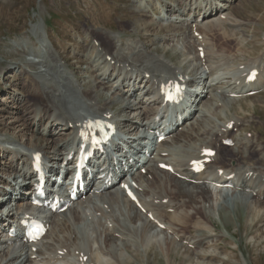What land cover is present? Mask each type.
<instances>
[{
	"label": "bare ground",
	"instance_id": "1",
	"mask_svg": "<svg viewBox=\"0 0 264 264\" xmlns=\"http://www.w3.org/2000/svg\"><path fill=\"white\" fill-rule=\"evenodd\" d=\"M239 2L240 0H131V14H137L139 18L134 19L131 30L135 32L138 39V35H140L145 41L144 44L141 42L142 46H140L142 53H145L143 54L144 57H148L151 54H162L173 62L175 59L179 60L182 58L184 60L185 55L196 51V56L193 57L192 61L186 62L184 60L182 65L181 63L176 64L178 71L176 73L174 72L170 79H164L161 76L153 79L152 76L147 75L153 71H139V68L135 66L125 65V62H120L117 59L121 55L112 54L113 43H111L112 40L110 37L96 30L85 29L83 33L87 40L83 41L84 53L82 56L84 61L87 62V66L82 73V77L77 79V85H81L86 80H88V84H92L88 90L84 89L82 91V95L92 104L93 113L115 124L119 131L125 133L128 137L123 142L128 143L132 138L139 139L143 131L148 129L150 125H157L155 119L160 117L159 105L162 103L161 98L157 96L160 84L164 85L169 80L179 81V78H181V82L186 80L187 83H194L195 80L201 79L202 75L209 77L213 66H217L231 58H236V54L234 53L245 50L242 43L235 38L237 35L236 31L237 33L242 31L240 29L241 26L226 23V20L225 22L209 21L212 17L216 15L220 16L225 12H229L232 15V6ZM200 15H203V20L198 24L196 20ZM119 28L123 29L124 27L119 26ZM154 32H166V35L157 36ZM149 36L152 37L150 38ZM204 36L206 37L204 38ZM210 36L211 41H209V44L208 41L206 43V39L210 40ZM139 41L141 40L139 39ZM179 42H181V50L177 54H171L167 50L157 51L160 46H172L173 48V45ZM212 42L213 46L211 47ZM107 43L108 45H106ZM233 47H237L234 53L232 51ZM199 48L202 49L199 50ZM200 53H204L203 59H200ZM52 57L55 62V65L52 66L53 70L62 68V66L70 68V65H67L68 62H64L59 54ZM261 60L263 59L260 58V62ZM61 62L62 64H60ZM193 63L199 67L193 65ZM31 64L33 66L39 65L46 69L45 64L47 62L44 65L43 62ZM201 68L204 70L203 73H199ZM252 69H255L258 73L257 80L254 83H243L245 79L243 77L242 82L231 83L226 89L209 84L205 91L203 90L200 93L197 103L194 105L191 104L192 107H190V116L193 117L192 113L197 112L200 113V117L203 120L201 119L198 123L195 122V127L192 126L190 130L180 131L178 137L176 135L172 140L174 145L180 144L186 148L189 144L195 146L199 144L200 139L205 135L206 137L209 135L214 136L212 141L206 142L204 145L216 152L212 162L206 168H215V172L217 170L225 171L228 176L235 173L234 178L227 179L232 183L231 193L229 194L228 188L225 189V195L219 206L221 211L226 212L225 217L227 220H231L229 214L238 212L239 207L246 206L250 200L254 201V204H261V198L264 199V191L262 190L264 185V147L256 144L255 139L244 141L242 139L235 140L231 137V132L234 129L241 130L242 126L250 122L247 119H228L222 124V127L219 126L220 130L219 133L216 132V135L212 134L214 133L212 132V126H207L204 120L207 114L216 117L217 113L215 112H218L217 110L220 111L223 109L225 111V106L234 104L238 100L236 99L237 97L243 98L242 96L250 92L264 94V61L261 62L258 68L252 67ZM9 70L10 74H7L5 77L8 81L7 84L4 83L5 87L3 92L11 95V100L8 102L13 105L9 110L4 111L8 116H2V118H5L4 120L6 122L4 124L6 129H12L14 133L17 131L20 134L19 136L22 137L21 139H25L27 153L18 150L13 152L8 148L0 147V202L7 195V192L2 188L14 185L20 193V204L14 203V209L18 210L21 206L27 204L24 199L25 193L23 194V188L28 190L31 188V184L29 185L26 182V178L31 177L30 171L25 175L20 173V169H29L35 154L44 157L47 163L60 164L73 147L76 135L75 131L78 128V122L81 116L74 118L62 111L61 105L63 103H61V99L64 97V93L59 91L57 88L58 83L54 79H49L50 83L45 85L19 66ZM4 72L5 70L0 68V75ZM240 73L238 72V74ZM41 74L42 72H40ZM42 75L44 76L45 74ZM73 76H75L74 72ZM187 77L190 79H187ZM81 78H83L81 80L82 82L79 81ZM114 81H116L115 85L113 83ZM139 88H142V91ZM24 90L33 93L30 95L31 100L24 99L26 97ZM108 93H110V96ZM140 96L146 97L144 103L141 102ZM247 98L249 99L250 97ZM220 102L226 105L224 106ZM143 105H146V107ZM150 105L156 107L153 108ZM19 107L24 110H21ZM116 107L118 108L116 109L117 111L114 113L111 111L113 113L111 114L110 110H114L113 108ZM130 115H133L137 121H134ZM141 119L145 120V122H140L139 120ZM118 120H120V123H118ZM223 121L221 120L220 122ZM44 122L45 124L39 131V125ZM230 123H232V126L229 128ZM179 130V127H177L175 133ZM49 140L50 145L47 142ZM227 141L232 142V149L223 146ZM166 143V140L160 143L156 148L155 156L148 160L143 167L145 174H139L137 177L139 180H142V184L138 185L141 188V193L137 192V189L135 190L137 192L136 194L134 193L135 200H129L122 195L123 191H120V189L124 186V183H121L111 190L101 192L98 195H94L95 193H92L90 190L86 192V198L83 203L86 204L89 211L95 216H98V221H100L103 228L107 223L112 225L110 230L107 228L104 229L105 246L109 254L110 252L111 254L113 253L110 251L112 245H116L118 242L125 243L128 240L127 238L130 237L132 231L130 232V228L125 223H134L137 218L144 217L147 222L145 231L140 236L144 245H147L150 241V237L146 233L147 230L156 228L159 224H165L164 218H166L165 214H169L168 211L171 214L173 213V216L171 215L167 219L170 222H174V225L179 227L178 230L181 228L183 231H187V228L196 221L197 217L200 220L198 219L199 221L195 225H205V222L203 223L205 219H203L200 210L195 209L192 215L187 214L185 211L186 209H193L192 204L195 203L194 196H199L204 202L208 199L207 191L201 181L203 176L192 174L191 167L189 166L190 161L194 157L197 156L199 159L203 158L201 156L203 149L201 148L202 150L197 153L187 154L181 160L172 152L166 156L162 155L163 152H168ZM229 149L231 150L229 151ZM226 151L230 153L228 158L224 156L220 158V154L222 152L226 153ZM172 162L176 163V165ZM161 164L171 166L174 175L162 170L160 167ZM162 177H164V183L162 182ZM10 179L11 184L9 182ZM219 180H224V177ZM18 181L22 182V188L18 186ZM133 181L136 182L134 179ZM226 182V180L223 181L224 184ZM234 190L237 191L236 194ZM163 191H165L166 198L163 201H158V207L162 209H159L158 212L146 209L142 213L138 207L140 205L143 208L140 196L147 195L153 197L154 200H158L159 198H163ZM136 202H138V205ZM163 202L165 203L163 204ZM125 203L134 212L132 217H130L131 215L128 217L125 216L123 212V205ZM1 206L3 204H0ZM180 211L181 213H179ZM73 216L74 220L77 221L75 212ZM17 217V212L11 211V216L8 219L14 221L18 219ZM262 221H264V215L260 219V222ZM70 222H68L66 214L53 216L46 221L48 225L53 223L60 224L63 227V232L70 237L73 235L75 238L74 231L68 224ZM3 223L4 218L0 216V235L5 226ZM198 235L200 236V240L194 243V250L200 247L204 240L211 238L205 230H198ZM183 240L184 238L181 237V241ZM33 254L35 253H32L31 246L13 251L12 245H8L6 241H0V257L8 258L3 264L31 262V256ZM78 264L84 263L81 260V262L78 261Z\"/></svg>",
	"mask_w": 264,
	"mask_h": 264
},
{
	"label": "rangeland",
	"instance_id": "2",
	"mask_svg": "<svg viewBox=\"0 0 264 264\" xmlns=\"http://www.w3.org/2000/svg\"><path fill=\"white\" fill-rule=\"evenodd\" d=\"M130 2L131 0H0V68L5 70L0 75V129H2L0 130V147L8 148L13 152L19 150L27 153L25 139H21L22 137L17 131L14 133L12 129H6L5 118H2V116L6 117L7 115L4 111L9 110L13 105L8 102L11 100V95L6 94L3 90L4 83L7 84L8 81L5 77L10 74L9 69L14 67H21L42 83L46 81L45 79H54L58 83L59 91L64 93V97L61 99V103H63L61 108L65 114L76 116L93 113L92 104L82 95V91L88 90L92 84H88V80H86L81 85H77V79L82 77L87 66V62L82 56L84 53L83 41L87 40L83 33L85 29L106 34L113 43L112 54L121 55L117 58L120 62H125V64L135 66L140 70L144 68L153 71L154 76L169 77L172 72H176V64L181 63L182 65L184 60L186 62L193 60L195 56L193 51L191 54L185 55L184 60L182 58L175 59L173 62L162 54H151L144 57L143 54L145 53H142L140 46L145 41L138 35L141 40L139 41L135 32L131 30L132 22L138 16L131 14ZM232 7V15L225 12L221 16L224 20L217 16L215 19L209 20L216 22H225L226 20V23L241 26L240 29L242 30L239 33L236 31L237 29L235 30L237 34L235 38L242 43L245 50L234 53L237 47H233L232 51L236 54V58L233 56L234 58L224 61L225 64H219L220 66L215 68L217 74L215 76L209 75L206 81L207 85L213 84L221 89L229 86L227 83L229 78H233L232 72L247 66L256 67L261 64L260 58L263 59L261 62L264 61V0H240ZM119 26L124 28L120 29ZM204 31L207 32L206 29ZM220 31H218L219 34L222 32ZM165 33L154 32L157 36H164ZM119 37L122 38L119 39ZM207 41H211V36L210 40L206 39V43ZM212 46L213 42L211 43ZM180 48L181 42L173 45V48L172 46H160L157 51L167 50L171 54H177ZM57 54L61 56L60 58L64 62H68L67 65L69 64L70 68L62 66V68L53 70L52 66L55 65V62L52 56H57ZM38 61L43 62V65L47 62L45 64L46 69L31 64L38 63ZM193 65L197 66L195 63ZM40 72L45 75H40ZM73 72L75 76H73ZM232 80L234 81V79ZM200 89L199 86L198 90ZM24 92L26 95L24 99L31 100L30 95L33 93L26 90ZM108 95L110 96V93ZM117 107L111 111L114 113L117 111ZM225 107V111L222 109L215 112L217 113L216 117L206 115L204 121L207 126H212V132L216 133L219 126L231 117L239 120L247 119L250 122L247 121L248 123L242 126L239 131L234 129L232 138L244 141L255 139L256 144L264 147V94H256L249 99L243 98ZM21 110L24 109L21 108ZM130 117L133 118V115ZM201 119L199 114L195 113L193 119L181 129L190 130ZM133 120L137 121L134 118ZM221 120L224 121L220 122ZM44 124L45 122L39 125L38 130H41ZM178 133L168 138L167 146H172L171 149L175 151L179 159H183L187 154H192L195 151L209 149L204 145L210 141L211 135L207 137L205 135L200 139L199 144L196 145L198 151L193 144L187 145L186 148L180 144L174 145L172 139L176 135L178 137ZM47 142L50 145V140ZM229 151H226L227 154L222 152L221 158H223L222 156L228 158ZM209 177L210 174H205L203 179ZM162 182L164 183V177H162ZM205 189L208 199L204 202L199 196H194L193 209L185 210L189 215L194 214L195 209L200 210L203 219H205L203 221L205 225H195L200 220L197 217L196 221L187 228V231H183L181 228L178 230L179 227L168 220L169 216H173V213L170 212L168 215L165 214V229L153 232L149 236L150 244L144 245L140 236L143 235L147 222L143 217L137 218L134 223H125L130 228V232L132 231L130 237L125 243L118 242L116 245H112L110 247L112 254L106 251L104 228L98 221V217L92 214L82 215L81 210L84 204L80 201L74 208L78 221L73 219L72 214H67L68 222L71 221L69 226L76 232H74L76 240L73 235L70 237L63 232L62 226L50 225L48 235L35 246L39 252L32 256L31 262H22V264H74L78 252H82L87 255V258L93 259L91 262L88 261L90 264H264V221L260 222L264 215V199L261 198V204H254L255 202L250 200L246 206L239 207L238 212L229 214L231 220H227L226 212L219 208L221 197L219 199V195L215 191L210 192L206 187ZM262 190L264 191V185ZM164 192H162L163 198L158 200L140 194L144 207L158 211V201H163L166 198ZM123 211L126 217L130 215L132 217L134 214L126 203L123 205ZM105 228L111 229V225L106 224ZM198 230L207 231L211 238L206 239L207 241L204 240L203 244L194 250V243L200 240ZM181 237L184 238L183 241H181ZM3 238L4 236L0 237V241ZM124 244L127 246L125 247ZM6 260L8 258L0 257V264Z\"/></svg>",
	"mask_w": 264,
	"mask_h": 264
}]
</instances>
